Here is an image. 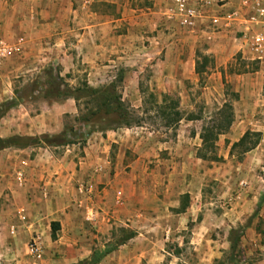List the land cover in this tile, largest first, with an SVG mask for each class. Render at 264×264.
Returning a JSON list of instances; mask_svg holds the SVG:
<instances>
[{"label":"rangeland","instance_id":"rangeland-1","mask_svg":"<svg viewBox=\"0 0 264 264\" xmlns=\"http://www.w3.org/2000/svg\"><path fill=\"white\" fill-rule=\"evenodd\" d=\"M15 1L20 0L4 1L9 9L4 14L7 24H12L9 22L14 19ZM193 1L196 0H186ZM34 2L38 4L34 15L39 22L45 17H61L64 21L67 17L70 20L73 17L92 18L94 12L129 17L127 5L141 9L139 18L142 19L148 6L147 0H117V4L109 0ZM118 4L124 8H118ZM170 5V0H164L154 6V9H161L165 23L172 25L162 30L166 53L163 49L155 51L152 59H143L138 65L137 76L132 74V80H137V90L123 89L121 83L125 81L118 73L110 81L116 80L121 97L130 108H142L143 100L147 107L150 104L148 94L155 96L158 102L161 94L167 95L170 101H176L180 119L165 126L161 117L148 110L139 114L140 126L119 131L126 141L118 148L111 145L107 150L105 176H101L102 180L95 183L91 192L81 188L84 202L94 205L96 215L82 218L81 213L88 208L82 206L80 200L73 199L75 196L81 198L77 186L73 185L72 194L65 192L67 197H64L69 200L65 210L74 215L75 224L67 225L71 222L68 219L62 226L58 225L54 237L45 231L42 237L46 252L43 251L38 260H31L32 263L31 257L25 254L29 258L23 260L24 264H73L92 248H102L117 238L119 229L133 231L134 238L117 246L115 249L121 250L120 256L112 258L108 264H133V260L121 259L125 256L124 245L128 250L134 247L137 253L145 251V256L139 257L137 262L134 260V264H197L201 254L193 250L190 242L200 235L212 239L218 248V257L209 264H225L229 259L257 264L264 259V200L255 211L264 192V49L258 54L251 52L248 34L236 26L224 31V37L214 40L207 38L206 33L221 30L205 27V20L206 24H200L194 31L182 27L164 13L163 8L168 9ZM143 26L131 30L141 36L140 42L147 47L145 38L155 35L158 27L144 30ZM71 27L75 31L79 26L57 24L52 30L64 31ZM125 27L130 29L131 26L119 23L117 31ZM5 29L6 36H0V45L12 46L13 26L6 25ZM17 60L14 54L5 61L2 59L0 67L13 66ZM27 64L35 68L11 77L10 85L6 83L7 91L3 89L2 81L6 79L0 69V102L9 100L3 96L11 95L16 102L28 101L31 113L40 112L43 101L51 103L56 99L43 84V70L54 65L47 60L38 61L36 57L29 58ZM130 66L135 68L134 63ZM83 68V64L75 63L63 80L70 86L86 82ZM110 81L88 85L100 87ZM82 102L83 99L77 102L78 110L75 108L74 114L62 115L59 132L70 126L78 127L81 121L74 119L80 118L85 111ZM223 103L229 107L223 108ZM14 107L2 111L0 117L11 113ZM228 112L232 115L231 124L216 136L213 147L205 153L216 159L199 158L201 129L221 121ZM88 126L95 125L88 123ZM245 130L259 132L258 143L243 154L237 148L230 151L231 144ZM65 146L52 150L54 159L77 161L83 156L78 145L70 153L65 151ZM94 192L98 199L93 197ZM195 228L198 230L194 231ZM231 231L237 236L233 249L229 247Z\"/></svg>","mask_w":264,"mask_h":264},{"label":"crops","instance_id":"crops-1","mask_svg":"<svg viewBox=\"0 0 264 264\" xmlns=\"http://www.w3.org/2000/svg\"><path fill=\"white\" fill-rule=\"evenodd\" d=\"M4 1L0 0V36L5 37L6 25H12L13 32L11 34L14 39L12 46L3 44L7 53L2 59L5 61L14 54L19 59L13 66L0 67L6 79V81H2L5 91H7L6 83L10 85L9 79L11 77L35 68L34 65L27 64L29 58L35 57L38 58V61H49L61 77L67 76L72 71L73 65L79 62L84 66L85 80L89 85L96 86L103 81H110V78L118 73V76L123 75L125 81L121 83L123 89L128 87L127 89L137 90V80L135 82L132 80V74L137 76L138 65L143 59L146 61L152 59L155 51L163 49V52L166 53V39L162 30L172 24L165 23L161 9H154L156 4L164 3V0H147L148 6L145 8L142 19L139 18L141 9L127 5L129 17L122 14L119 17H114L94 12L95 16L92 18L73 17L70 20L67 17L64 21V18L61 17H45L41 22L34 15L38 4L34 0L29 2L20 0L13 3L14 19L9 22L12 24H7V18L4 14L9 9L6 8ZM109 1L117 4V0ZM119 7L124 8L118 4ZM163 10L164 13H167V9L163 8ZM207 11L210 13L217 11V6L212 0H209ZM119 23L121 25L127 23L131 27L130 29L125 27L119 32L117 31ZM202 23L204 22L198 21V25L196 24L192 31L196 30ZM57 24L78 25L79 27L75 31L72 27L64 31L52 30ZM141 25H145L143 26L144 30L145 28L148 30L158 27L155 35L152 34L145 38L148 41L147 47L140 42L141 36H137L131 30L132 27L139 28ZM233 26L244 29L237 24L231 27ZM205 27L208 28V25ZM231 27L229 28L231 29ZM228 29L218 33L207 32V38L214 40L215 37H224L223 33L228 32ZM1 60L0 66L3 63ZM132 63L135 64V68H131ZM3 98L10 99L11 95L3 96ZM0 99H2L1 93ZM28 104V101H18L15 107L13 106L11 113L0 117V137L12 134L53 135L62 129V115L75 113L74 101L71 98L56 99L51 103L43 101L41 111L34 113L30 112L27 107ZM122 129L128 130L127 128H117L104 132L94 131L81 145L78 143L69 144L70 147L66 145L65 151L69 153L75 145L81 148L83 156L79 157L77 161L54 159L52 150L56 147L26 146L0 149V264H24L23 260H28L30 257L27 254L26 243L31 234L38 236L43 254L46 245L43 242L42 234L45 231L50 232L51 222L55 221L59 226H62L65 221L71 219L72 223L68 221L67 225L75 224L72 220L75 219L74 215L65 210V205L69 203V200L64 197L65 192L69 191L68 193L72 194L70 191L73 185L77 186L81 196L80 199L79 196H75L73 199L80 200L81 205L88 208L87 211L81 213L82 218L87 219L96 215L94 205L92 203L86 205L84 202L85 195L81 191V186L90 184L92 190L95 183L102 180L101 176H105L103 172L108 164L106 160L107 150L111 145L118 148L122 142L126 141L124 135L121 134L122 132H119ZM16 170H21L23 174V180L20 184L15 180ZM93 197L97 198L95 192ZM63 200L66 201L65 204ZM197 230L198 228H195L194 231ZM132 238L134 235L128 240ZM190 243H193V250H196L198 255L201 254L197 264H209L212 259L218 257V248L212 239L200 235L199 238H193ZM221 246L224 247V244ZM124 247L126 249L124 251L125 256H121L123 261L133 260L134 264L139 257L145 256V251L137 253L134 247L129 250L125 245ZM120 251V249H114L96 264H105L106 262L108 264L112 258L120 256L118 255ZM25 254L29 257H26ZM87 255L88 253H85L78 259ZM29 260L32 263V259ZM238 264L251 263L242 261ZM257 264H264V259L258 261Z\"/></svg>","mask_w":264,"mask_h":264},{"label":"trees","instance_id":"trees-1","mask_svg":"<svg viewBox=\"0 0 264 264\" xmlns=\"http://www.w3.org/2000/svg\"><path fill=\"white\" fill-rule=\"evenodd\" d=\"M195 72H197L195 70ZM43 84L47 87L51 96L56 99L71 98L74 101L75 108L78 110V101L83 99V106L85 111L80 118L74 119V121H81L77 128L68 127L63 129L61 132L54 135L51 134H40L38 136H26L12 134L6 137H0V149L6 147H19L23 148L26 146H46V147H58L69 144L78 143L81 145L90 133L94 131L104 132L106 130H115L120 127L129 128L132 126H140L142 120L139 114L153 110L154 115L161 117L165 126H170L178 122L180 119V112L177 110V103L174 100L168 99V96L161 94L159 102L155 96L148 94L150 104L146 107L145 102L141 103L142 108H130L128 104L121 98V94L117 88L116 80L110 81L106 85L91 87L82 81L79 84L70 86L68 82L63 80L58 75L56 68L48 66L43 70ZM55 99V100H56ZM15 99L4 100L0 102V115L2 111L15 106ZM229 107V105L223 103V108ZM232 115L230 112L222 117L221 121L216 124H210L204 126L201 129L199 138L201 146L197 150V155L201 159H216L213 156H206V150L213 147V140L222 131H226L231 124ZM88 123L94 124L95 126H88ZM259 140V132L245 130L243 134L231 144L230 151L238 149L240 154L253 148ZM264 200V192L259 197L255 211L258 209L260 203ZM254 211V212H255ZM253 212V213H254ZM58 229V223L53 221L50 223V236L54 237V232ZM117 238L107 242L102 248H92L89 254L77 260L73 264H96L105 255L113 251L117 246L121 245L131 237L134 232L124 229L118 230ZM230 249H233L236 242L237 236L234 232L229 233ZM238 263L232 259H229L225 264Z\"/></svg>","mask_w":264,"mask_h":264},{"label":"built area","instance_id":"built-area-1","mask_svg":"<svg viewBox=\"0 0 264 264\" xmlns=\"http://www.w3.org/2000/svg\"><path fill=\"white\" fill-rule=\"evenodd\" d=\"M167 17L174 18L182 27L194 28L198 21H206L209 27L216 31L225 30L232 25L242 26L248 35L249 50L260 53L264 49V0H217V11H207L209 0H196L192 3L186 0H170ZM246 35V34H245ZM5 46L0 45V60L7 53ZM15 180L20 184L23 180L21 170L15 171ZM86 192H91V185L81 186ZM27 254L32 260H38L42 255V247L38 236H32L27 245ZM33 262V261H32Z\"/></svg>","mask_w":264,"mask_h":264}]
</instances>
